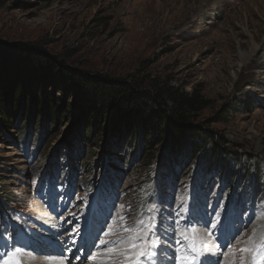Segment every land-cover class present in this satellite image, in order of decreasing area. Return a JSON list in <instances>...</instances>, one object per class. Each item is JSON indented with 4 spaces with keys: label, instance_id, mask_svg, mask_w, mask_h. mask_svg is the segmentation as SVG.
Returning <instances> with one entry per match:
<instances>
[{
    "label": "rangeland",
    "instance_id": "rangeland-1",
    "mask_svg": "<svg viewBox=\"0 0 264 264\" xmlns=\"http://www.w3.org/2000/svg\"><path fill=\"white\" fill-rule=\"evenodd\" d=\"M17 47L129 83L151 108L169 109V91L194 96L182 127L196 134L177 151L166 135L125 128L113 109L91 120L70 85L29 86L22 68L1 69L0 261L18 238L30 245L22 260L42 248L64 264H100L88 259L102 254L93 240L111 239L97 233L122 214L154 218L160 245L147 264H176L173 229L193 217L211 241L220 214L217 243L239 227L234 249L253 227L264 234V0H0V48ZM225 253L196 264H239L241 253Z\"/></svg>",
    "mask_w": 264,
    "mask_h": 264
},
{
    "label": "trees",
    "instance_id": "trees-1",
    "mask_svg": "<svg viewBox=\"0 0 264 264\" xmlns=\"http://www.w3.org/2000/svg\"><path fill=\"white\" fill-rule=\"evenodd\" d=\"M7 66L22 68L27 76L24 80L28 81L29 86H33L34 79L39 83L55 80L65 88L66 85H70V88L78 95L79 105L91 120L96 121L113 109L115 118L125 121V128L128 127L130 131H134V126L137 125L138 128L150 134L151 138H155L154 135H166L167 141L173 143L177 151H181L184 144L188 143V136L196 134L193 127H182L187 121L184 109L195 107L194 96L187 97L185 94L169 91L166 93L171 102L169 109L159 105L157 108H151L144 102L142 91L140 92L135 86L106 76H92L66 68L50 60L40 49L0 48V70L7 69ZM64 76L67 77L66 82L63 81ZM213 154L210 162L212 161L213 165L217 162L219 166L222 165L224 152L214 149Z\"/></svg>",
    "mask_w": 264,
    "mask_h": 264
},
{
    "label": "snow or ice",
    "instance_id": "snow-or-ice-1",
    "mask_svg": "<svg viewBox=\"0 0 264 264\" xmlns=\"http://www.w3.org/2000/svg\"><path fill=\"white\" fill-rule=\"evenodd\" d=\"M77 199H81V197H77ZM181 204H183V200H181ZM119 207L121 212L128 213L132 211L130 205L127 210L123 204ZM188 211L187 207L179 209L180 213ZM69 215L73 214L69 213ZM259 218L258 216L257 219ZM61 219H64V217H61ZM180 219L185 220V217L181 215ZM113 223L118 226L113 227L112 224H109L106 229H102L101 232L97 233L98 237L112 238L93 240L97 248L103 246L102 254L93 253L88 257L89 260L100 261V264H120L121 261H124L125 264H147L150 257L155 258L158 255L160 238L156 235L154 218H149L146 222L139 215L122 214L115 217ZM205 223L203 219L193 217L191 220H186L184 226L173 229L177 237L175 241L176 255L174 257L176 264H196L201 255L219 251L224 247L228 248V253H225V255H234L237 251L241 253L239 264H248L247 256H251V264H264V234L258 236L255 227L251 229V234L247 237L245 246L234 249L231 240L239 231V227L234 226L231 232L223 236L222 242L217 243V241H221V236L218 234L221 223L220 214L217 213L216 218L212 220L211 227L206 234L207 237H215L214 240L209 241L206 239L197 228L198 224L203 225ZM177 224H179V221H177ZM117 232L123 233V235H115ZM72 234L80 235L79 225L72 228L70 235ZM12 243L16 246L12 247V245L5 243V248H11V251L7 252V258L0 261V264H23L20 254L24 253L30 245L24 244L21 246V240L18 238H14ZM48 259L56 261L57 264H64V259L60 257H48ZM229 264H237V262L235 259H231Z\"/></svg>",
    "mask_w": 264,
    "mask_h": 264
},
{
    "label": "bare ground",
    "instance_id": "bare-ground-1",
    "mask_svg": "<svg viewBox=\"0 0 264 264\" xmlns=\"http://www.w3.org/2000/svg\"><path fill=\"white\" fill-rule=\"evenodd\" d=\"M165 8V7H164ZM43 249H38L39 252H47L48 255H43V254H38L37 258L34 259H31V256H25L23 258V262H25V264H57L56 261L54 260H49L48 257H52L53 255H49L51 253L49 252H52V251H49V249H44V251H42ZM212 262L211 263H214L215 261L211 260ZM209 262V261H208ZM210 263V264H211ZM204 264V263H203Z\"/></svg>",
    "mask_w": 264,
    "mask_h": 264
}]
</instances>
